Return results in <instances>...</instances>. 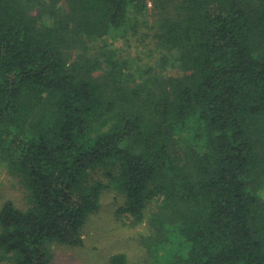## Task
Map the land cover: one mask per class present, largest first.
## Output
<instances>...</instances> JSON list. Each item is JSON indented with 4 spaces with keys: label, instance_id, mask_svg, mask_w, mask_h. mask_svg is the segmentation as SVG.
<instances>
[{
    "label": "trees",
    "instance_id": "1",
    "mask_svg": "<svg viewBox=\"0 0 264 264\" xmlns=\"http://www.w3.org/2000/svg\"><path fill=\"white\" fill-rule=\"evenodd\" d=\"M143 2L0 0V162L28 206L0 210V263L82 247L110 187L158 264H264V0H161L134 69L115 40Z\"/></svg>",
    "mask_w": 264,
    "mask_h": 264
},
{
    "label": "rangeland",
    "instance_id": "2",
    "mask_svg": "<svg viewBox=\"0 0 264 264\" xmlns=\"http://www.w3.org/2000/svg\"><path fill=\"white\" fill-rule=\"evenodd\" d=\"M161 0H144L146 8L137 22H131L127 39L118 37L115 45L122 49V56L130 59L133 68L156 64L159 52L155 48L154 34L158 26ZM129 40L130 42H127ZM154 57V58H153ZM182 73L174 67L168 76ZM106 183L108 179L100 176ZM27 209L26 192L19 180L12 176L0 162V210L7 202ZM124 198L112 188H107L101 198V208L92 215L83 229L82 247L53 246V264H108L112 255L125 253L130 264H158L149 245L151 227L148 221L133 226L123 212ZM0 264H8L3 262Z\"/></svg>",
    "mask_w": 264,
    "mask_h": 264
}]
</instances>
